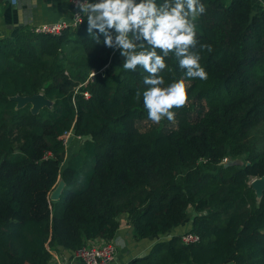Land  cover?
<instances>
[{
  "label": "trees",
  "instance_id": "1",
  "mask_svg": "<svg viewBox=\"0 0 264 264\" xmlns=\"http://www.w3.org/2000/svg\"><path fill=\"white\" fill-rule=\"evenodd\" d=\"M202 3L193 50L208 78H186L187 104L158 125L143 105L148 73L123 70L119 50L88 36L86 17L59 34L0 33V264H49L60 248L111 241L121 215L141 240L190 213L196 242L174 236L130 264H264V193L250 186L264 177V147L248 144L264 122V8ZM166 63V85L184 78L174 55ZM37 94L51 108L32 114L10 100ZM68 133L82 140L69 154Z\"/></svg>",
  "mask_w": 264,
  "mask_h": 264
},
{
  "label": "clouds",
  "instance_id": "2",
  "mask_svg": "<svg viewBox=\"0 0 264 264\" xmlns=\"http://www.w3.org/2000/svg\"><path fill=\"white\" fill-rule=\"evenodd\" d=\"M76 8L75 16L86 17V31L97 45L119 50L125 58L123 70L134 72L139 66L148 73L142 92L148 119L157 125L165 118L175 122L177 113L172 109H181L188 102L186 78H208L200 52L193 50L197 44L195 21L206 13L202 0H76ZM200 48L213 50L209 44ZM170 55L185 73L184 78L166 85L161 73L168 67Z\"/></svg>",
  "mask_w": 264,
  "mask_h": 264
},
{
  "label": "crops",
  "instance_id": "3",
  "mask_svg": "<svg viewBox=\"0 0 264 264\" xmlns=\"http://www.w3.org/2000/svg\"><path fill=\"white\" fill-rule=\"evenodd\" d=\"M73 19V9L69 0H0V33L2 36H13L21 29L38 28L44 25H69ZM190 212V211H189ZM191 218L166 234L156 235L141 240H135L133 227L126 215L118 218L119 227L113 241L117 243L115 259L109 264H130L131 261L142 258L149 253L158 242H164L174 236H181L189 230ZM102 243L95 240L93 244ZM72 262L80 264L73 254L63 249L53 253L49 264Z\"/></svg>",
  "mask_w": 264,
  "mask_h": 264
},
{
  "label": "built area",
  "instance_id": "4",
  "mask_svg": "<svg viewBox=\"0 0 264 264\" xmlns=\"http://www.w3.org/2000/svg\"><path fill=\"white\" fill-rule=\"evenodd\" d=\"M71 7L73 9V19L69 25L64 24H51L44 25L38 28H32V32L38 34H59L65 27L69 26L72 28H78L82 23L83 16L77 18L75 16L78 13V9L76 8V0H69ZM93 74H91L92 76ZM87 98L88 95L84 94ZM65 137V136H64ZM64 139V138H63ZM67 139V138H66ZM64 139V143L65 140ZM226 162V159L224 160ZM182 242L185 244L194 243L197 241V237L193 234H183ZM117 243L113 240L108 242H102L98 245L91 244L89 246H84L78 250H76L73 254V258L76 259L80 264H109L115 259L117 253ZM63 264H74L72 262H65Z\"/></svg>",
  "mask_w": 264,
  "mask_h": 264
},
{
  "label": "water",
  "instance_id": "5",
  "mask_svg": "<svg viewBox=\"0 0 264 264\" xmlns=\"http://www.w3.org/2000/svg\"><path fill=\"white\" fill-rule=\"evenodd\" d=\"M120 59L124 61L125 58L120 56ZM10 100L16 102L17 108H22L26 105H30V111L32 114H37L41 109L51 108L52 106L51 101L44 98L42 94H37L33 96H25V97L16 96V97L10 98ZM73 139H74L73 135L69 136L67 139L66 146H69L70 143L73 141ZM241 164H242V161H240L239 159L238 160L236 159L233 161L232 160L226 161L225 163H223V166L229 167V166L241 165ZM250 186L252 190L255 192V194L258 197H260L264 193V177L252 179V181L250 182ZM63 188H64V184L61 181H59L56 187L54 188V190L50 193V199L51 200L58 199Z\"/></svg>",
  "mask_w": 264,
  "mask_h": 264
},
{
  "label": "rangeland",
  "instance_id": "6",
  "mask_svg": "<svg viewBox=\"0 0 264 264\" xmlns=\"http://www.w3.org/2000/svg\"><path fill=\"white\" fill-rule=\"evenodd\" d=\"M253 7L254 9H261L264 8V0H253ZM93 72H91L92 74ZM72 133L65 134L64 139H68L69 136H71ZM264 136V122L256 127L254 130V136L251 133L248 138V144L254 149L255 152L260 151L262 147H264V143L261 141L262 137ZM67 139L65 140V145L67 143ZM82 143V140L80 138H74L73 141L70 143V146H66L67 148V154H69L71 151L77 150ZM223 161L222 163H224ZM191 218V213L189 214L188 219ZM190 220V219H189ZM187 220V221H189ZM185 234V233H183ZM182 234V235H183Z\"/></svg>",
  "mask_w": 264,
  "mask_h": 264
}]
</instances>
